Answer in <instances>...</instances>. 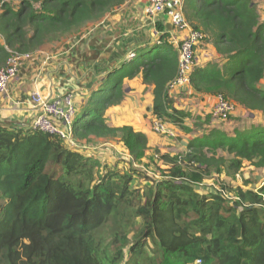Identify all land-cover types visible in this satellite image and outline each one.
<instances>
[{
	"label": "trees",
	"instance_id": "16d2710c",
	"mask_svg": "<svg viewBox=\"0 0 264 264\" xmlns=\"http://www.w3.org/2000/svg\"><path fill=\"white\" fill-rule=\"evenodd\" d=\"M17 1L13 9L0 0V68L11 52L35 53L81 33L130 0ZM182 1L187 22L219 55L194 68L193 91L223 95L236 109L264 116V23L254 4ZM159 30L147 54L132 53L91 92L73 127L78 143L121 138L133 162L145 157L148 136L106 118L125 100V81L139 75L154 88V118L185 126L191 116L174 106L168 89L179 74V53ZM189 150L160 155L165 179L141 191L133 187L138 171L124 172L125 164L104 170L57 137L0 123V264H264V184L236 188L234 201L200 187L214 171L238 174L246 162L263 170L264 126L232 136L213 130Z\"/></svg>",
	"mask_w": 264,
	"mask_h": 264
},
{
	"label": "crops",
	"instance_id": "0c3cea01",
	"mask_svg": "<svg viewBox=\"0 0 264 264\" xmlns=\"http://www.w3.org/2000/svg\"><path fill=\"white\" fill-rule=\"evenodd\" d=\"M147 6L146 0H130L110 12L97 26L91 25L81 33L62 38L55 45L45 46L33 53L32 60L9 84L8 93L0 104V123L30 129L39 114L31 100L33 93L37 91L52 95L53 98L73 94L79 111L108 71L120 67L132 53L147 54L163 34L159 32V28L169 34V42L177 49L176 40L183 38L186 32L174 29L167 15L151 19L146 12ZM215 55L216 58L219 57L216 51ZM199 57L197 54L198 66L211 62L208 60L201 63ZM130 85L133 86L131 94L138 92L140 95L145 88L151 90L152 112L154 88L145 85L141 75L125 81L127 93L130 92ZM179 94L200 96L211 107L215 103L214 96L196 94L191 86L174 91L172 96L177 97ZM128 98L127 95L121 105ZM237 109L247 112L242 106ZM255 114L250 113V122L264 126V116L260 114L261 120L255 121Z\"/></svg>",
	"mask_w": 264,
	"mask_h": 264
},
{
	"label": "rangeland",
	"instance_id": "374dc122",
	"mask_svg": "<svg viewBox=\"0 0 264 264\" xmlns=\"http://www.w3.org/2000/svg\"><path fill=\"white\" fill-rule=\"evenodd\" d=\"M5 1L9 2L13 9L19 8V1ZM251 2L256 7L261 22L264 23V0H251ZM59 41L50 42L46 47L55 45L56 42L58 43ZM214 49L215 47L210 39L199 47L198 55L200 56L199 60L201 63L208 60L211 62L218 61V58L215 57L216 50L214 51ZM131 87L133 86L130 85L128 87L130 89L129 93H127L126 90V97L127 95L129 96L126 102L120 107H112L108 111L106 118L113 127L131 126L136 131L145 133L149 138V150L146 152L145 157L139 162H134V164L131 165L132 167H129L128 162L131 157L121 138L103 141L99 140L93 144H88L90 146L88 149L78 151L94 156L100 161L104 170L105 167H116L119 163L120 165L125 164L124 172L134 169L137 170L138 172L136 173L138 174L133 183V187L141 191L147 190L146 188L150 187L154 182L165 179L163 171L166 170L168 166L160 162V155L186 156L190 153L189 145L194 139L209 135L213 130L222 131L232 136L235 130H244L245 127L251 125H260L253 121L252 122L255 124L250 122V113L248 111H241L239 109H235V112L226 121L214 119L211 115L212 107L210 104H206L200 96L179 94L177 97H173L171 94L170 99L174 106L177 109L188 112L191 117L186 121L183 128H178L170 123L168 126L170 133L159 134L154 131L152 125L154 116L150 111L152 107L151 90L145 88V91H142L140 95L138 92L131 94ZM261 118L260 114H255L254 120L258 121L257 119L261 120ZM220 155L230 159V156L222 151H220ZM123 158L127 160H124V163L121 161ZM262 184H264L263 170H258L250 163L246 162L242 171L238 174H228L225 169H222L220 172L214 171L211 175L206 176L202 184L203 186L200 187L202 190L210 193L223 191L231 201H234L237 200V195L235 194L236 188L240 187L247 191L256 189ZM226 188L233 191L225 190Z\"/></svg>",
	"mask_w": 264,
	"mask_h": 264
},
{
	"label": "built area",
	"instance_id": "2783aa9c",
	"mask_svg": "<svg viewBox=\"0 0 264 264\" xmlns=\"http://www.w3.org/2000/svg\"><path fill=\"white\" fill-rule=\"evenodd\" d=\"M148 6L146 12L151 19L167 15L174 29L179 32H186L183 38L176 40L179 53V74L169 86V95L179 89L190 86V77L197 66V54L199 47L206 41V35L194 30L187 22L183 12L182 0H146ZM133 56V55H131ZM33 58V53L11 52L7 64L0 68V104L8 93L9 84L21 71V69ZM32 103L39 111L30 129L54 136L65 142L75 150L88 149V144L78 143L73 135V127L78 115V107L73 94H67L61 98H53L44 92L37 91L32 95ZM236 106L223 95L215 96V103L211 110L214 119L226 121L234 112ZM153 129L159 134H168V123L162 118H154ZM131 157V156H130ZM129 163L134 164L130 158ZM226 195L223 191L217 192ZM227 196V195H226ZM194 264H204L197 260Z\"/></svg>",
	"mask_w": 264,
	"mask_h": 264
}]
</instances>
